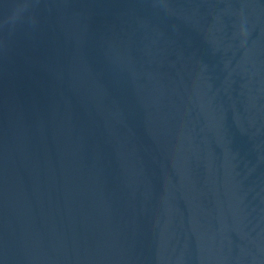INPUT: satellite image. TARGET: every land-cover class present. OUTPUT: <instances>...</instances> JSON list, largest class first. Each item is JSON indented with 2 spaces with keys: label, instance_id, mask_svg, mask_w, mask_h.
<instances>
[{
  "label": "water",
  "instance_id": "water-1",
  "mask_svg": "<svg viewBox=\"0 0 264 264\" xmlns=\"http://www.w3.org/2000/svg\"><path fill=\"white\" fill-rule=\"evenodd\" d=\"M0 264H264V0H0Z\"/></svg>",
  "mask_w": 264,
  "mask_h": 264
}]
</instances>
